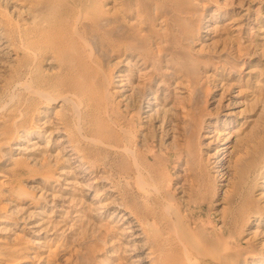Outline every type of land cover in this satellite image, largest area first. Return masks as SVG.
<instances>
[{
    "label": "rangeland",
    "instance_id": "rangeland-1",
    "mask_svg": "<svg viewBox=\"0 0 264 264\" xmlns=\"http://www.w3.org/2000/svg\"><path fill=\"white\" fill-rule=\"evenodd\" d=\"M85 1L79 12L37 21L28 59L22 31L43 2L0 0V264L148 262L146 238L131 240L140 230L119 221L126 180L139 177L116 174L136 166L131 152L83 139L87 172L65 152L77 111L105 102L108 114L91 120L109 122L139 163L155 162L159 169L141 176L164 181L161 203L188 217L200 202L195 218L213 231L232 220V262L264 264V0H186L174 14L138 0ZM99 16L108 22L96 38L72 30L73 21ZM62 23L68 44L57 49ZM37 85L39 126L4 134L5 117L21 115V99ZM8 105L16 114L4 113ZM16 244L25 251L10 253Z\"/></svg>",
    "mask_w": 264,
    "mask_h": 264
},
{
    "label": "bare ground",
    "instance_id": "bare-ground-1",
    "mask_svg": "<svg viewBox=\"0 0 264 264\" xmlns=\"http://www.w3.org/2000/svg\"><path fill=\"white\" fill-rule=\"evenodd\" d=\"M60 1L62 3L61 5H59L60 3L51 4L50 0H42V6H39L38 4L36 7H32L33 9L30 13L31 18L25 24L21 37L23 39V41H21L26 48L25 50L28 51L26 52L27 54L25 53V57L28 59L34 54L33 51H35V49H32V39L37 35L36 33H38L41 28L39 26V22L37 23V21L40 18L47 16L46 14L48 13H55L59 18L69 16L75 11L79 12V10L82 8L81 6L84 5L85 0ZM138 1L141 7L145 6L144 3H147V7L154 6V12L157 9L166 14L173 13L186 2V0ZM176 15L180 14L177 13ZM91 22L92 23L87 24L86 22L81 23V21L75 20L73 21L72 30L78 33L84 29L92 31L94 30V37L96 38L97 30L103 27V25H107L108 21L103 20L99 16ZM67 24L68 25L62 23V25L56 29V32H54L56 36L55 48L57 49H59L57 46L62 47L68 44L66 42L68 39L66 34L70 28V24ZM114 29L116 30L117 28ZM79 39L81 41L87 40L85 37H80ZM73 45L76 46V43L72 42V46ZM36 92H40L39 86L34 88L32 92H29L25 97H23V99H21V108L17 112V114L20 113L21 115L18 114L19 116L16 118L12 116L11 119L9 114L14 115L16 114V111L13 110V106L12 108L10 105H8L10 107H8L4 112L5 114L9 115L5 117V121L3 120V122H5L3 126L4 134L11 132L15 127L17 128V126H24V131L26 133H31L34 125L36 127L39 126L37 123H35L36 121L33 117L34 110H36L37 105L41 101L40 97L36 98ZM50 97H52V95H50ZM62 98L66 101L71 99H68V94L62 95ZM105 105H107V102L99 104L96 103L94 106L95 108L92 109L91 112L90 110H76L78 114L75 121L79 126V130L74 134L66 133V138L64 139L66 140L64 145V148H66L65 152L72 151V153H74V157L78 159V163L81 165L80 167H84V172H87L90 169L91 163L86 160L85 154H82V151L77 147L80 145V141L83 139L92 141L91 144L94 146L91 148L97 146L101 148L100 146L104 147L105 145H109L116 151L120 150V148H123L124 150L131 152V159L136 162V166H132V168L130 167L128 169L123 168L122 171L117 172L116 174L123 173L125 177L131 176L133 169L134 172L138 173L139 177H132V180H126V182L129 183L130 188L127 195H125V197L122 196V199L120 198L121 202L119 203L120 205L118 208H122L123 213L120 214L119 221L122 223L125 220L128 222L127 227L133 228L132 230L135 231L140 230V232L134 234V236L130 238L131 240H136L141 237L146 238L145 244H147L148 248L146 253L149 256L148 262L146 264H234L230 259L231 257L229 251V248L232 246V244L228 241L229 233L227 234V231L225 230L227 224H230V222L232 223V220L223 222L222 229L213 231L208 225H206L204 219L195 218V216L200 214L202 210V205L200 202H197L195 205L188 206V217H182L178 210L172 207L171 203L162 204L161 201L165 198L166 194L164 189H162L160 186L164 184V181L160 178L156 180H150L149 178H143L141 176V174L144 172L152 173L159 169L157 168L155 162L147 163L144 160L142 163H139L140 156L135 148L127 147L126 143L121 144L117 141L115 142V136L112 133H108V130L111 126L109 122L91 120V116L93 114L97 116H105L108 114V109ZM61 120H63L62 122H65L66 120L68 121L66 117H62ZM6 121H9V123H6ZM4 139L5 138L0 137V146L1 144H4L2 142ZM2 156L4 155H0V157ZM111 159L115 160L114 158ZM141 183L144 185L143 187L139 186ZM8 185L10 184L8 183ZM126 191H124L123 194H125ZM129 193L130 195H128ZM131 201L133 203H131ZM1 220L3 219L0 217V221ZM239 232L240 231H237V234H239ZM11 248L10 253H19L25 251L24 248L26 247L16 244L15 246L12 245ZM164 250L168 252V255L160 257L159 252ZM52 254L53 253L51 251H47L46 257H49ZM26 260V255L21 256L22 262Z\"/></svg>",
    "mask_w": 264,
    "mask_h": 264
}]
</instances>
